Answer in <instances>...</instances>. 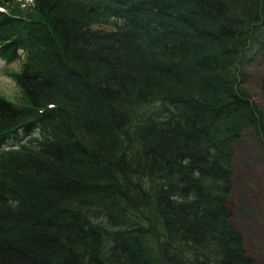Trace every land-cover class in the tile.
Listing matches in <instances>:
<instances>
[{"label":"trees","instance_id":"16d2710c","mask_svg":"<svg viewBox=\"0 0 264 264\" xmlns=\"http://www.w3.org/2000/svg\"><path fill=\"white\" fill-rule=\"evenodd\" d=\"M251 53L264 0H0V264H257L228 207Z\"/></svg>","mask_w":264,"mask_h":264},{"label":"rangeland","instance_id":"374dc122","mask_svg":"<svg viewBox=\"0 0 264 264\" xmlns=\"http://www.w3.org/2000/svg\"><path fill=\"white\" fill-rule=\"evenodd\" d=\"M22 2L27 4L31 0ZM23 59L21 55L20 59L6 64L0 58V94L16 103H23V98L7 72L17 70ZM243 72L240 84L247 90L249 103L260 113L258 118L264 120V54L251 53ZM231 167L228 207L233 212L232 222L244 237L245 251L257 264H264V144L251 127L245 128L235 142Z\"/></svg>","mask_w":264,"mask_h":264},{"label":"bare ground","instance_id":"6f19581e","mask_svg":"<svg viewBox=\"0 0 264 264\" xmlns=\"http://www.w3.org/2000/svg\"><path fill=\"white\" fill-rule=\"evenodd\" d=\"M22 141H23V140H22ZM22 141H21V142H22ZM8 143H9V145H7ZM17 144H18V143H16V146H17ZM3 145L11 147V146H14V142L10 141V142H7L6 144H3Z\"/></svg>","mask_w":264,"mask_h":264}]
</instances>
